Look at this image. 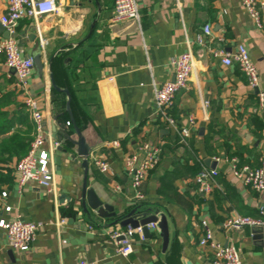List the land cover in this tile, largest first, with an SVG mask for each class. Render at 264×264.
I'll return each instance as SVG.
<instances>
[{"label":"crops","instance_id":"1","mask_svg":"<svg viewBox=\"0 0 264 264\" xmlns=\"http://www.w3.org/2000/svg\"><path fill=\"white\" fill-rule=\"evenodd\" d=\"M136 1L139 22H111L113 0H59L54 13L39 19L46 43L39 46L41 70L33 67L28 87L45 129L58 142L52 152L54 194L34 181L17 185L15 165L29 150L34 124L0 55V219L19 216L41 223L26 251L10 248L0 229V264H75L82 259L95 264H211V251L199 246L204 222L215 240L238 249L242 264H264V228H223L234 213L264 217V191L244 185L229 170L232 158L239 167L252 168L264 158V97L261 103L258 97V92L264 94V8L258 27L242 0ZM205 25L211 33L198 44ZM5 32L0 24V38ZM16 40L31 56L38 43L32 19L19 21ZM238 44L257 68V88L248 85L236 64L225 66L212 55V49L232 52ZM188 50L193 67L187 87L175 93L168 109L178 127L188 128L182 142L177 126L157 113L153 89L172 80L170 59ZM50 73L55 86L70 93L74 123L90 147L86 168L60 132L76 138L66 95L53 87ZM142 141L158 143L162 151L142 185L143 200L135 201L123 158ZM49 146L46 140L43 148ZM94 158L105 159L110 172H100ZM202 168L217 170L207 194L195 180ZM85 177L87 188L114 216L99 217L89 207L90 216L83 212ZM138 205L136 217L148 209L164 216L167 240L154 222L156 227L147 228L143 238L134 235L132 252L124 257L106 232L124 228L110 223Z\"/></svg>","mask_w":264,"mask_h":264},{"label":"built area","instance_id":"2","mask_svg":"<svg viewBox=\"0 0 264 264\" xmlns=\"http://www.w3.org/2000/svg\"><path fill=\"white\" fill-rule=\"evenodd\" d=\"M59 0H0V7L3 11L0 14V24L7 32L8 36L0 38V55L4 58V65L14 76L15 87L23 95V103L34 124V134L26 155L21 157L16 165L17 185L23 187L28 181H34L46 192L55 193L54 182V161L52 152L57 147L58 142L51 136L49 130L45 129L43 116L40 111L37 99L29 92L28 80L33 70V60L30 56L24 55L22 47L16 40V28L20 20L32 19L35 23V34L39 46L44 48L46 41L42 37L39 19L48 14L54 13L57 9ZM242 5L248 15L258 27H261V10L264 8L262 0H242ZM140 13L136 0H113V14L111 22L119 23L127 20L139 22ZM211 27L205 25L203 34L196 37L198 44H204V37L210 35ZM212 55L219 57L225 66L236 64L244 74L247 83L252 88L258 86V71L255 64L251 61L249 53L243 44H238L232 52H225L221 48L211 50ZM173 69V78L153 89V103L157 113L170 126L176 127V121L170 116L168 109L172 105L174 95L178 90L187 87L190 73L193 67V56L190 50L185 51L170 59ZM260 103L263 101L264 94L258 92ZM189 123H193L192 116L187 117ZM176 132L180 141L184 142L189 136L187 127H176ZM49 142V149H44L45 141ZM117 145V141L112 143ZM162 147L160 144L149 141H142L133 153L127 154L123 158L126 173L130 176V184L133 190L132 199L141 201L144 198L142 185L149 173L159 162ZM94 164L100 172H110L108 162L102 158H94ZM229 170L232 177L241 181L244 185L251 187L257 192L264 191V158L260 159V165L252 168L248 165L239 167L237 159L229 160ZM217 176L216 169L202 168L196 175V182L199 191L207 194L214 184ZM5 192L2 196H5ZM10 211V207H5ZM262 215L264 211L261 212ZM65 222L64 219L59 221ZM155 228L156 224L148 223L124 228H110L107 236L116 246V253L121 256H128L132 252V241L135 234L142 238L143 228ZM245 226L264 228V217L243 216L237 213L230 215L224 222L225 230H240ZM41 223L25 222L19 216L10 220L0 219V229L6 236L7 244L10 248L19 251H26L30 244L35 240L37 230ZM203 234L199 239V246L208 249L213 255L211 264H242L241 255L238 249L229 243H220L215 240L212 230L206 222L203 223ZM75 264H95L91 261L79 260Z\"/></svg>","mask_w":264,"mask_h":264},{"label":"water","instance_id":"3","mask_svg":"<svg viewBox=\"0 0 264 264\" xmlns=\"http://www.w3.org/2000/svg\"><path fill=\"white\" fill-rule=\"evenodd\" d=\"M7 36H8V34H7V32H5L4 37H7ZM39 56H40V47H39V43H36V46H35L34 50L32 51V55L30 57L33 60V67L37 70V72H40L41 67H42ZM50 64H51V60L49 61V65ZM50 79H51V83H52L53 87L59 91L64 92L66 95L65 108H66V112L68 113V115L70 117L72 129L76 135V138L70 137V135L67 133V131L61 130L60 132H62L64 134L65 140L68 141L70 143V145L75 147V149H74L75 155H77L78 157L81 158L82 166L86 168L87 164H88V156H89V152H90V147L87 145L83 135L81 134V131L79 130V128L74 123V119L72 117V113H71V109H70V93L66 88L61 89V88H58L57 86H55L51 73H50ZM52 130L54 131V133H56L55 125H53ZM75 155L74 156L72 155L71 158H74ZM81 206H82L83 212L87 216H90V213H89V210L87 209V207L92 209L94 211V213L99 217L108 218V217L114 216L112 208L106 204H103L98 199V197L95 195L94 191L90 188H87L86 177H85V180H84V183L82 186ZM139 208H141V205L136 206L128 214H126L125 216H122L121 219H116L115 221H112L110 223V225H113V224L119 222L123 226L130 225L131 227H137L138 225H146L148 223L157 222V227L160 229V233L164 237V240L166 241L167 240V226H166V220H165L164 216L162 215L161 217L158 218L157 217L158 212H156L154 210L151 211L150 209H148V211L142 212L139 215V217L138 216L136 217L134 213ZM150 212H152V213H150ZM260 228L261 227H257V229H260ZM147 232H148V229L144 226L143 233L145 234Z\"/></svg>","mask_w":264,"mask_h":264},{"label":"trees","instance_id":"4","mask_svg":"<svg viewBox=\"0 0 264 264\" xmlns=\"http://www.w3.org/2000/svg\"><path fill=\"white\" fill-rule=\"evenodd\" d=\"M61 116L64 117V114H62ZM59 118H60V117H58V119H59Z\"/></svg>","mask_w":264,"mask_h":264}]
</instances>
